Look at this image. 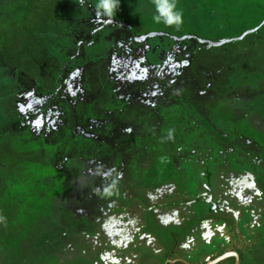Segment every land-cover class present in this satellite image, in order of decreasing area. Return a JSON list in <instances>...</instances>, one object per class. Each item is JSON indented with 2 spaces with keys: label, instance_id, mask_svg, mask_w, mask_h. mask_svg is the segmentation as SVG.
<instances>
[{
  "label": "rangeland",
  "instance_id": "374dc122",
  "mask_svg": "<svg viewBox=\"0 0 264 264\" xmlns=\"http://www.w3.org/2000/svg\"><path fill=\"white\" fill-rule=\"evenodd\" d=\"M231 250L264 264V0H0V264Z\"/></svg>",
  "mask_w": 264,
  "mask_h": 264
},
{
  "label": "flooded vegetation",
  "instance_id": "af4514ba",
  "mask_svg": "<svg viewBox=\"0 0 264 264\" xmlns=\"http://www.w3.org/2000/svg\"><path fill=\"white\" fill-rule=\"evenodd\" d=\"M245 130H246V129H245ZM209 199L211 200V202H213V203H212L213 205H214L215 203H217L214 194H211ZM230 256L235 257V264H240V261H241V254H240L239 252L235 251V250H231V251H229V252H225V253H223L221 256L215 258L214 260H212V261H210V262H208V263H206V264H209V263H211V262H214V261L217 260V259H220V260H218L216 263H213V264H220V263L224 262L226 259H228ZM221 258H222V259H221ZM166 261H167V262H166L165 264H172V262H173L172 260H169V259L166 260Z\"/></svg>",
  "mask_w": 264,
  "mask_h": 264
},
{
  "label": "crops",
  "instance_id": "0c3cea01",
  "mask_svg": "<svg viewBox=\"0 0 264 264\" xmlns=\"http://www.w3.org/2000/svg\"><path fill=\"white\" fill-rule=\"evenodd\" d=\"M248 33H254V31H250V32H248ZM248 33H247V34H248ZM247 34H246V35H247ZM246 35H244L242 38H244ZM242 38H239V39H242Z\"/></svg>",
  "mask_w": 264,
  "mask_h": 264
},
{
  "label": "water",
  "instance_id": "95a60500",
  "mask_svg": "<svg viewBox=\"0 0 264 264\" xmlns=\"http://www.w3.org/2000/svg\"><path fill=\"white\" fill-rule=\"evenodd\" d=\"M222 259V258H221ZM218 260H220V259H217V260H215L214 262H211V263H209V264H213V263H216Z\"/></svg>",
  "mask_w": 264,
  "mask_h": 264
}]
</instances>
